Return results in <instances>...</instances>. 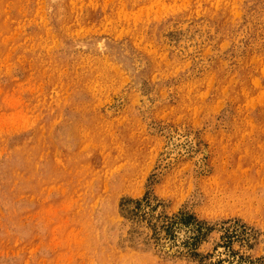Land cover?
<instances>
[{
    "label": "rangeland",
    "instance_id": "rangeland-1",
    "mask_svg": "<svg viewBox=\"0 0 264 264\" xmlns=\"http://www.w3.org/2000/svg\"><path fill=\"white\" fill-rule=\"evenodd\" d=\"M40 1L0 0V264H264V0Z\"/></svg>",
    "mask_w": 264,
    "mask_h": 264
},
{
    "label": "bare ground",
    "instance_id": "bare-ground-1",
    "mask_svg": "<svg viewBox=\"0 0 264 264\" xmlns=\"http://www.w3.org/2000/svg\"><path fill=\"white\" fill-rule=\"evenodd\" d=\"M41 1H43V0H41ZM41 1H40V2H41ZM10 2H12V1H10ZM103 2H104V1H103ZM139 2H140V1H139ZM155 2H156V1H155ZM159 2H160V1H158V3H159ZM5 3H6V2H5ZM8 3H9V2H8ZM36 3H38V2H36ZM36 3H35V4H36ZM105 3H107V2H105ZM156 3H157V2H156ZM163 3H164V2H163ZM186 3H187V2H186ZM10 4H12V3H10ZM35 4H33V5H35ZM40 4H41V3H40ZM46 4H47V3H46ZM49 4H50V3H49ZM7 5H8V4H7ZM44 5H45V4H44ZM51 5H52V4H51ZM81 5H82V4H81ZM179 5H180V4H179ZM183 5H184V2H183ZM198 5H199V3H198ZM27 6H28V5H27ZM123 6H124V5H123ZM128 6H129V5H128ZM10 7H11V6H10ZM41 7H42V6H41ZM41 7H40V5H39V8H41ZM58 7H59V6H58ZM58 7H56V8H58ZM78 7H79V9H81L80 6H78ZM81 7H82V6H81ZM104 7H105V6H104ZM121 7H122V6H121ZM176 7H177V6H176ZM42 8H43V7H42ZM42 8H41L40 10H42ZM46 8H47V7H46ZM83 8H84V7H83ZM125 8H126V7H125ZM154 8H155V7H154ZM173 8H174V7H173ZM4 9H5V8H4ZM10 9H11V8H10ZM18 9H19V8H18ZM54 9H55V8H54ZM142 9H143V8H142ZM5 10H6V9H5ZM13 10H14V9H13ZM162 10H163V9H162ZM195 10H196V9H195ZM0 11H1V10H0ZM2 11H3V10H2ZM2 11H1V12H2ZM18 11H19V10H18ZM36 11H38V9H37ZM36 11H35V12H36ZM157 11H158V9H157ZM164 11H165V10H164ZM46 12H47V11H46ZM146 12H147V11H146ZM195 12H196V14H197V11H195ZM234 12H235V11H234ZM20 13H23V12H20ZM41 13H42V12H41ZM41 13H40V14H41ZM183 13H184V12H183ZM231 13H232V12H231ZM12 14H13V13H12ZM34 14H36V13H34ZM131 14H132V13H131ZM154 14H155V13H154ZM198 14H199V13H198ZM13 15H14V14H13ZM43 15H44V14H43ZM190 15H191V14H190ZM35 16H37V15H35ZM56 16H57V15H56ZM172 16H173V15H172ZM15 17H16V16H15ZM23 17H24V16H23ZM29 17H30V16H29ZM29 17H28V18H29ZM157 17H158V16H157ZM183 17H184V16H183ZM226 17H227V16H226ZM232 17H233V15H232ZM6 18L9 19V16L6 17ZM134 18H135V17H134ZM172 18H173V17H172ZM187 18H188V17H187ZM2 19H3V18H2ZM31 19H32V18H31ZM31 19H30V20H31ZM33 19H34V16H33ZM43 19H44V18H43ZM136 19H137V18H136ZM230 19H231V18H230ZM13 20H14V19H13ZM18 20H19V19H18ZM40 20H41V18H39V21H40ZM147 20H148V19H147ZM207 20H208V19H207ZM210 20H211V19H210ZM232 20H233V19H232ZM2 21H3V20H2ZM4 21H6V20H4ZM42 21H44V20H42ZM189 21H190V19H189ZM227 21H228V20H227ZM44 22H45V21H44ZM44 22H43V23H44ZM48 22H49V21H48ZM208 22H209V21H208ZM230 22H231V21H230ZM10 23H11V22H10ZM30 23H31V22H30ZM32 23H34V22H32ZM2 24H3V23H2ZM2 24H1V25H2ZM8 24H9V23H8ZM34 24H35V23H34ZM38 24H39V23H38ZM132 24H133V23H132ZM3 25H4V24H3ZM43 25H44V24H43ZM17 26L19 27V25H17ZM23 26L25 27V25H23ZM29 26H30V25H29ZM159 26H160V25H159ZM226 26H227V24H226ZM30 27H31V26H30ZM48 27H49V26H48ZM48 27H47V28H48ZM133 27H134V26H133ZM146 27H147V26H146ZM213 27H214V26H213ZM213 27H212V28H213ZM223 27H224V26H223ZM8 28H9V27H8ZM47 28H46V29H47ZM49 28H50V27H49ZM134 28H135V27H134ZM160 28H161V27H160ZM208 28H209V27H208ZM215 28H216V27H215ZM227 28H228V27H227ZM34 29H35V28H34ZM36 29H37V28H36ZM53 29H54V28H53ZM55 29H56V28H55ZM224 29H225V28H224ZM20 30H21V29H20ZM26 30H27V29H26ZM41 30H42V29H41ZM222 30H223V29H222ZM227 30H228V29H227ZM230 30H231V29H230ZM31 31H32V30H31ZM50 31H51V30H50ZM50 31H49V32H50ZM53 31H54V30H53ZM126 31H127V30H126ZM208 31H209V30H208ZM210 31H211V30H210ZM224 31H225V30H224ZM45 32H46V31H45ZM49 32H48V33H49ZM119 32H120V31H119ZM226 32H227V31H226ZM127 33H128V32H127ZM140 34H141V33H140ZM148 34H149V33H148ZM148 34H146V35H148ZM221 34H222V33H221ZM227 34H228V33H227ZM31 35H32V34H31ZM46 35H47V34H46ZM46 35H44V36H46ZM52 35H53V34H52ZM77 35H78V34H77ZM126 35H127V34H126ZM3 36H5V35H3ZM6 36H7L6 38H9V35H6ZM229 36H230V35H229ZM229 36H228V37H229ZM31 37H32V36H31ZM36 37H37V36H35V39H36ZM37 38H39V37H37ZM31 39H32V38H31ZM7 40H8V39H7ZM26 40H27V39H26ZM1 41H2V40H0V43H1ZM19 41H20V40H19ZM28 41H29V40H28ZM30 41H31V40H30ZM71 41H72V40H71ZM5 42H7V41H5ZM5 42H3V43L5 44ZM9 42H10V41H9ZM23 42H24V41H23ZM23 42H22V43H23ZM32 42H33V41H32ZM98 42H99V41H98ZM140 42H141V41H140ZM227 42H228V41H227ZM227 42H225V43L227 44ZM35 43H36V42H34V44H35ZM4 44H3V45H4ZM23 44H24V43H23ZM34 44H33V45H34ZM99 44H100V42H99ZM226 44H224V42H223V44H222V45H223V48H225L224 46H225ZM3 45H2V47H3ZM5 45H6V44H5ZM19 45H21V44H19ZM24 45H25V44H24ZM31 45H32V44H31ZM97 46H98V44H97ZM0 47H1V46H0ZM26 47H27V46H26ZM219 47H220V46H219ZM3 48H4V47H3ZM3 48H2V49H3ZM5 48H6V47H5ZM220 48H221V47H220ZM2 49H1V50H2ZM60 49H61V47H60ZM64 50H65V49H64ZM97 50H98V48H97ZM155 50H156V49H155ZM33 51H34V50H33ZM46 53H47V52H46ZM64 53H66V52H64ZM75 53H77V52H75ZM1 54H2V53H1ZM61 54H62V53H61ZM70 54H71V53H70ZM72 54H73V52H72ZM155 54H156V52H155ZM63 55H64V54H63ZM67 56H68V55H67ZM69 58H70V57H69ZM106 60H107V59H106ZM170 60H171V59H170ZM222 63H223V62H222ZM249 63H250V62H249ZM263 64H264V63H263ZM70 65H71V64H70ZM224 65H225V64H224ZM144 66H145V65H144ZM215 66H216V65H215ZM146 67H147V66H146ZM216 67H217V66H216ZM216 67H215V68H216ZM225 67H226V66H225ZM177 68H178V66H177ZM215 68H214V69H215ZM263 69H264V67L262 66V68L260 69V71H261V70L263 71ZM224 71H225V70H224ZM176 72H177V70H176ZM59 74H60V73H59ZM146 74H147V73H146ZM148 74H149V73H148ZM241 74H242V73H241ZM102 75H103V74H102ZM223 75H224V73H223ZM238 76H239V75H238ZM263 76H264V71H263ZM223 77H224V76H223ZM230 77H231V76H230ZM236 77H237V76H236ZM210 78H211V77H210ZM247 78H249V77H247ZM45 79H46V78H45ZM237 79H238V78H237ZM253 79H254V78H253ZM211 80H212V78H211ZM228 80H229V79H228ZM235 80H236V79H235ZM255 80H256V79H255ZM209 81H210V80H209ZM209 81H208V83H209ZM212 82H213V81H212ZM252 82H253V81H252ZM252 82H251V83H252ZM254 83L257 84V82H254ZM254 83H253V84H254ZM256 84H254V85H256ZM68 86H69V85H68ZM95 86H96V85H95ZM224 87H225V86H224ZM67 89H68V88H67ZM188 90H189V89H188ZM221 91H222V90H221ZM204 92H205V91H204ZM261 92H262V90L260 91V93H261ZM53 94H54V93H53ZM56 94H57V93H56ZM56 94H54V95H56ZM95 94H96V93H95ZM206 94H207V91H206ZM241 94H242V91H241ZM261 94H262V93H261ZM50 96H51V95H50ZM204 96H205V94H204ZM206 96H207V95H206ZM55 97H56V96H55ZM83 97H84V96H83ZM58 98H59V97H58ZM58 98H57V99H58ZM100 98H101V97H100ZM259 98H260V95H259ZM259 98H258V99H259ZM51 99H52V98H51ZM75 99H76V98H75ZM78 99H81V98L78 97ZM202 99H203V98H202ZM202 99H201V100H202ZM59 100H60V99H59ZM81 100H82V99H81ZM81 100H80V101H81ZM87 100H88V99H87ZM252 100H253V99H252ZM53 101H55L54 98H53ZM76 101H77V99H76ZM84 101H85V99H84ZM221 101H222V100H221ZM250 101H251V100H250ZM50 102H51V101H50ZM216 102H217V101H216ZM259 102H260V101H259ZM220 103H221V102H220ZM222 103H223V102H222ZM245 104H246V103H245ZM252 104H253V103H252ZM219 105H220V104H219ZM250 106H251V105H250ZM97 107H98V106H97ZM97 107H96V108H97ZM244 107H245V106H244ZM253 107H254V105L252 106V108H253ZM98 108H99V107H98ZM246 108H247V106L245 107V109H246ZM67 109H68V108H67ZM93 109H94V108H93ZM237 109H238V108H237ZM237 109H236V110H237ZM68 110H69V109H68ZM78 110H79V109H78ZM200 110H201V109H199V112H200ZM239 110H240V109H239ZM68 112H69V111H68ZM80 112H81V111H80ZM89 112H90V111H89ZM187 112H188V111H187ZM193 112H194V111H193ZM84 114H85V113H84ZM193 114H194V113H193ZM65 115H67V114H65ZM194 115H195V114H194ZM231 115H232V114H231ZM246 116H247V115H246ZM60 117H61V116H60ZM54 118H55V117H54ZM61 118H62V117H61ZM53 121H54V120H53ZM196 121H197V120H196ZM251 121H252V120H251ZM51 122H52V121H51ZM51 122H49V123H51ZM68 122H69V121H68ZM249 122H250V121H249ZM249 122H248V123H249ZM194 123H195V122H194ZM194 123H193V124H194ZM197 123H198V121H197ZM249 124H250V123H249ZM32 126H33V125H32ZM63 126H64V125H63ZM66 126H67V125H66ZM38 127H40V126L38 125ZM251 127H252V126H251ZM63 128H64V127H63ZM84 130H85V129H84ZM262 130H263V129H262ZM37 132H38V131H37ZM40 132H41V131H40ZM83 132H84V131H83ZM250 132H251V131H250ZM63 133H64V132H63ZM38 134H39V133H38ZM59 134H60V133H59ZM67 134H68V133H67ZM87 134H88V133H87ZM245 134H246V133H245ZM34 135H35V134H34ZM85 135H86V134H85ZM59 136H60V135H59ZM33 137H34V136H33ZM220 138H221V136H220ZM31 139H32V138H30V140H31ZM78 139H79V138H78ZM90 139H91V138H90ZM70 140H71V138H70ZM86 140H87V139H86ZM32 141H33V140H32ZM76 141H77V140H76ZM33 142H34V141H33ZM43 142H44V140H43ZM105 142H106V141H105ZM35 144H36V143H35ZM73 144H74V143H73ZM79 144H80V143H79ZM36 145H37V144H36ZM51 145H52V144H50V146H51ZM103 145H104V144H103ZM48 146H49V145H48ZM75 146H76V145H75ZM29 147H30V146H29ZM232 147H233V146H232ZM53 148H54V147H53ZM71 148H72V147H71ZM20 149H21V148H20ZM243 151H244V150H243ZM17 152H19V151H17ZM17 152H16V153H17ZM78 152H79V150H78ZM73 153H74V151H73ZM75 153H76V151H75ZM75 153H74V154H75ZM54 154H55V152H54ZM74 154H73V155H74ZM13 155H14V154H13ZM45 155H46V154H44V156H45ZM14 156H15V155H14ZM49 156H50V155H49ZM17 158H18V157H17ZM43 158H44V157H43ZM43 158H42V159H43ZM89 158H90V157H89ZM40 159H41V158H40ZM44 159H45V158H44ZM44 159H43V160H44ZM50 159H51V158H50ZM67 160H68V159H67ZM89 160H90V159H89ZM46 161H47V160H46ZM61 161H62V160H61ZM69 161H70V160H69ZM222 161H224V160L222 159ZM37 163H38V162H37ZM16 164H17V163H16ZM57 165H58V164H57ZM80 165H81V164H80ZM15 166H16V165H15ZM28 166H29V165H28ZM38 166H39V165H38ZM41 166H42V165H41ZM41 166H40V167H41ZM49 166H50V165H49ZM83 166H84V165H83ZM55 167H56V166H55ZM60 167H61V166H60ZM89 168H90V167H89ZM83 169H84V168H83ZM37 170H38V169H37ZM81 170H82V169H81ZM64 171H65V170H64ZM71 171H72V169H71ZM71 171L69 170V172H71ZM80 172H81V171H80ZM57 173H58V172H57ZM9 175H10V174H9ZM82 176H83V175H82ZM31 177H32V176H31ZM80 178H81V177H80ZM28 179H29V178H28ZM72 179H73V178H72ZM72 179H71V180H72ZM85 179H86V178H85ZM19 181H20V180H19ZM8 183H9V181H8ZM68 183H69V182H68ZM38 185H40V184H38ZM28 186H29V185H28ZM26 188H27V187H26ZM22 190H23V189H22ZM23 191H24V190H23ZM73 200H74V199H73ZM18 209H19V208H18ZM16 214H17V213H16Z\"/></svg>",
    "mask_w": 264,
    "mask_h": 264
},
{
    "label": "trees",
    "instance_id": "trees-1",
    "mask_svg": "<svg viewBox=\"0 0 264 264\" xmlns=\"http://www.w3.org/2000/svg\"><path fill=\"white\" fill-rule=\"evenodd\" d=\"M190 220H192V218H190V217H187V218H185V217H182V218H180L179 219V221H184V222H189ZM178 221H173V223H177Z\"/></svg>",
    "mask_w": 264,
    "mask_h": 264
}]
</instances>
